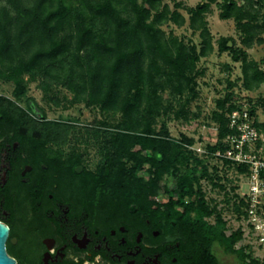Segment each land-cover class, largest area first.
Instances as JSON below:
<instances>
[{
  "label": "trees",
  "instance_id": "16d2710c",
  "mask_svg": "<svg viewBox=\"0 0 264 264\" xmlns=\"http://www.w3.org/2000/svg\"><path fill=\"white\" fill-rule=\"evenodd\" d=\"M216 3L207 0L189 10L188 28L200 40L195 46L164 33L163 25L182 27L186 21L160 0H0V80L13 84L16 99L25 96L27 77L29 82H39L45 97L47 92L63 89L70 94L71 105L94 107L110 117L119 115L115 133L101 127L86 131L88 137L102 140L104 150L88 185L102 196L128 197L135 204L154 202L162 189L166 218H183L188 229L198 225L205 240L221 246L234 264H261L234 248L241 239L239 231L224 234L222 215L232 199L225 190L230 183L225 174L190 150L191 139L175 140L163 125L159 132L151 126L165 114L163 93L178 102L185 98L184 104L195 97L197 63L213 50L205 15L209 5ZM219 8L220 20L234 22L244 50L234 48L230 40H220L218 52H227L240 63L241 90L257 91L264 85V56L259 62L248 60L245 49L254 42L264 45V0H245L243 5L224 0ZM243 98L227 95L226 109L219 103L223 110L213 115L216 138L206 150L219 148V141L229 133L227 115L240 107ZM246 99L250 115L258 118V102ZM34 108L29 105L27 112L0 96V132L11 131L18 139L65 138L67 125L46 120ZM255 127L264 133V122L256 121ZM141 172L148 174L146 180L139 176ZM201 181L217 188L221 200L208 199ZM161 182H165L162 187ZM207 218L214 224L208 225ZM207 260L219 264L214 254Z\"/></svg>",
  "mask_w": 264,
  "mask_h": 264
},
{
  "label": "flooded vegetation",
  "instance_id": "af4514ba",
  "mask_svg": "<svg viewBox=\"0 0 264 264\" xmlns=\"http://www.w3.org/2000/svg\"><path fill=\"white\" fill-rule=\"evenodd\" d=\"M60 141L0 137V223L14 264H208L209 254L235 263L198 225L166 218L163 203L102 196L80 156L53 151Z\"/></svg>",
  "mask_w": 264,
  "mask_h": 264
},
{
  "label": "rangeland",
  "instance_id": "374dc122",
  "mask_svg": "<svg viewBox=\"0 0 264 264\" xmlns=\"http://www.w3.org/2000/svg\"><path fill=\"white\" fill-rule=\"evenodd\" d=\"M207 0H160L161 5H167L173 11H177L185 19V25L177 27L174 24H165L161 27L167 35L170 32L185 41L190 40L195 46L199 45L198 33H192L188 28L189 10L194 9L197 5ZM224 0H217L216 4L209 5V10L205 15L208 29L212 37V52L205 58H201L197 63V75L195 78V97L184 104L185 98L179 102L172 99L167 92L163 93V108L165 114H161L151 122L152 128L159 132L160 126L163 125L172 139L180 140L187 137L193 141L190 147H201L214 143L216 138V122L213 115L222 112L219 103L222 104L227 95L234 97L244 96L248 99L258 102L259 109L258 120H264V85L257 91L243 92L241 90V65L232 59V55L218 52L220 40H230L234 43V48L244 50L241 45V35L236 31L235 24L232 20L223 21L219 19V6ZM238 5H243L245 0H234ZM250 49H245L248 60L259 62L264 56V45L252 43ZM228 46L231 43L228 42ZM26 83V94L21 99L13 96L14 86L12 83L0 80V96L14 102L19 108L28 110L29 105L33 104L34 109L42 114L48 121H59L69 127L67 135L62 137L59 144L52 146L56 154L63 158L81 157L80 166L88 172H95L103 160L104 150L101 147V139H92L87 136V129L102 128L104 132L115 133L118 123L121 121L119 115L110 117L102 114L97 108L86 107L84 104L69 103L71 96L63 89H54L45 94L39 88V82H29L24 78ZM239 94V95H238ZM57 102V104H55ZM228 103H223L226 109ZM170 107V108H169ZM184 107V108H183ZM180 113L176 116L175 112ZM105 126V127H103ZM101 129V130H102ZM12 132L2 130L0 137L8 136ZM51 148V146L49 147ZM137 150V148H135ZM191 150V149H190ZM143 179L148 178L146 172H141ZM165 183V182H164ZM160 183V187L164 184ZM202 192L205 196L216 198L215 201L221 200L222 194L218 191H209L208 184L205 181L200 182ZM246 188H243V191ZM160 203L166 201V196L162 189L154 197ZM221 208V207H220ZM232 257L226 255L222 260L230 261ZM230 264V263H229Z\"/></svg>",
  "mask_w": 264,
  "mask_h": 264
},
{
  "label": "built area",
  "instance_id": "2783aa9c",
  "mask_svg": "<svg viewBox=\"0 0 264 264\" xmlns=\"http://www.w3.org/2000/svg\"><path fill=\"white\" fill-rule=\"evenodd\" d=\"M239 105L227 115L229 133L219 141L216 151L209 152L201 147L190 149L209 159L210 165L215 166L220 175L224 173L230 182L225 190L232 199L224 217L228 234L241 233L234 248L264 264V133L255 127L256 121L264 120L250 115L245 97ZM208 186L210 192L218 191Z\"/></svg>",
  "mask_w": 264,
  "mask_h": 264
},
{
  "label": "water",
  "instance_id": "95a60500",
  "mask_svg": "<svg viewBox=\"0 0 264 264\" xmlns=\"http://www.w3.org/2000/svg\"><path fill=\"white\" fill-rule=\"evenodd\" d=\"M8 234L7 226H4V224L0 223V264H14V261L6 256L4 250V243Z\"/></svg>",
  "mask_w": 264,
  "mask_h": 264
}]
</instances>
